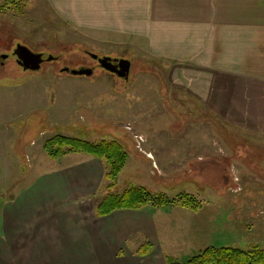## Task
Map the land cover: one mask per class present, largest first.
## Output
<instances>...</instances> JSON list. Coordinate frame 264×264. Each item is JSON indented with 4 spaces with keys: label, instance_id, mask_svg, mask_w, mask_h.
Returning <instances> with one entry per match:
<instances>
[{
    "label": "rangeland",
    "instance_id": "obj_1",
    "mask_svg": "<svg viewBox=\"0 0 264 264\" xmlns=\"http://www.w3.org/2000/svg\"><path fill=\"white\" fill-rule=\"evenodd\" d=\"M0 33V49L8 51L10 43H19L35 53L59 57L36 72L23 71L13 58L0 68V214L19 194L34 200L40 190L36 180L56 172L47 170L53 166L50 162L63 157L51 161L43 149L48 140L117 142L128 155L127 166L111 188L110 182L102 181L100 199L141 187L171 200L193 196L201 208L184 209L198 212L206 207L205 214L213 209L215 218L225 222L214 235L234 243L226 247L264 251V137L226 139L214 125L209 129L216 135L204 122L188 121L195 113L174 101L165 85L163 64L118 37L67 25L47 0H0ZM77 47L102 58L129 61L127 80L101 66L91 77L60 72L63 67L94 66ZM190 147L195 154H179ZM206 149L217 153L204 155ZM70 154L82 153L65 156ZM99 162L105 173L109 171L105 161ZM174 206L179 205L167 210ZM176 253L171 258L180 263L197 254ZM7 258L0 254V264H10Z\"/></svg>",
    "mask_w": 264,
    "mask_h": 264
},
{
    "label": "crops",
    "instance_id": "obj_2",
    "mask_svg": "<svg viewBox=\"0 0 264 264\" xmlns=\"http://www.w3.org/2000/svg\"><path fill=\"white\" fill-rule=\"evenodd\" d=\"M47 1L67 25L118 37L163 64L174 101L195 113L188 121L214 125L226 139L264 137V0ZM189 149L179 154L196 153ZM59 160L36 180L34 200L19 194L1 211L0 254L10 264H167L179 262L176 252L234 244L214 235L225 222L213 206L206 214L174 206L100 218L102 163L85 154ZM144 245L151 251L141 256Z\"/></svg>",
    "mask_w": 264,
    "mask_h": 264
},
{
    "label": "trees",
    "instance_id": "obj_3",
    "mask_svg": "<svg viewBox=\"0 0 264 264\" xmlns=\"http://www.w3.org/2000/svg\"><path fill=\"white\" fill-rule=\"evenodd\" d=\"M7 1L13 2L15 0ZM77 48L80 49L79 47ZM43 149L48 157L53 160L58 157L62 158L69 153H82L105 161L109 166V171L105 173L104 179L111 183L110 188L114 185L116 178L128 159V155L117 142H102L95 145L79 141L78 139L57 137L48 140ZM172 205H179L183 208L188 207L194 211L201 208L193 196L184 194L180 195L177 200H171L162 194H152L141 187L128 189L120 196L106 195L98 205L96 215L102 218L117 210L137 211L145 207L154 210H167ZM150 251L149 245H144L138 253L141 256H145ZM167 264H264V251L255 246L248 250L211 247L198 252L182 263L168 259Z\"/></svg>",
    "mask_w": 264,
    "mask_h": 264
},
{
    "label": "water",
    "instance_id": "obj_4",
    "mask_svg": "<svg viewBox=\"0 0 264 264\" xmlns=\"http://www.w3.org/2000/svg\"><path fill=\"white\" fill-rule=\"evenodd\" d=\"M14 52L18 58V66H20L23 71L36 72L39 71L41 65L43 64L42 54L35 53L30 50L25 45L17 44ZM91 54V53H90ZM92 58L97 59V55H91ZM51 56L47 61H51ZM117 63L118 67H115L112 63ZM99 64L102 69L106 70L109 73L116 74L118 78L126 79L128 78L130 71V62L123 59L111 60L110 58H100ZM68 73L72 76H85L91 77L93 75V70L88 68H82L79 70H70Z\"/></svg>",
    "mask_w": 264,
    "mask_h": 264
},
{
    "label": "flooded vegetation",
    "instance_id": "obj_5",
    "mask_svg": "<svg viewBox=\"0 0 264 264\" xmlns=\"http://www.w3.org/2000/svg\"><path fill=\"white\" fill-rule=\"evenodd\" d=\"M1 34V33H0ZM1 39V38H0ZM17 44H19V43H17ZM16 44V45H17ZM16 45L13 47V43H10V48H9V50L8 51H5V50H3V49H0V51L2 50V52L1 53H3V54H1L0 53V68H2V67H4V63L9 59V58H13L14 59V62L16 63V65H18V58H17V55H16V53L14 52V50H15V47H16ZM21 45H23V44H21ZM78 50H80L79 52H81L82 54H84V55H86L89 59H90V61L92 62V64H94V66H92V67H90L92 70H95L96 68H98L97 66H99L100 67V64H99V59L100 58H102L100 55H98V54H94V55H97V59H94V58H92V56L91 55H93V53H91V52H89V51H87V50H81V49H78ZM91 53V54H90ZM42 54V58H43V64L45 63V62H50V61H47V59L51 56V55H47V54H44V53H41ZM51 58H52V60L51 61H57L58 59H59V57L58 56H51ZM111 60H117V59H113V58H110ZM120 60V59H119ZM42 64V65H43ZM115 67H118V64L115 62V63H112ZM41 65V66H42ZM20 67V66H19ZM87 68H89V67H87ZM89 68V69H90ZM101 68V67H100ZM23 70V69H22ZM70 70H74V69H72V68H69V67H63L62 68V70L60 71V72H65V74H69L68 73V71H70ZM112 74V73H111ZM112 75H115V76H117L116 74H112Z\"/></svg>",
    "mask_w": 264,
    "mask_h": 264
}]
</instances>
